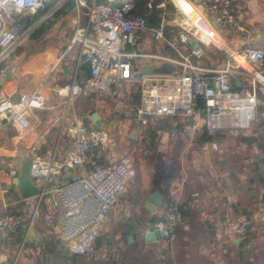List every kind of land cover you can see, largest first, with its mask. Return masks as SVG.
Returning <instances> with one entry per match:
<instances>
[{
	"label": "built area",
	"instance_id": "2783aa9c",
	"mask_svg": "<svg viewBox=\"0 0 264 264\" xmlns=\"http://www.w3.org/2000/svg\"><path fill=\"white\" fill-rule=\"evenodd\" d=\"M49 1L0 0V59L25 41L31 27L36 26L35 21L21 31L23 18L45 10ZM234 2L148 0L144 8L149 13L162 10L160 22L150 26L141 6L135 3L114 6L98 0L90 3L78 0L77 16L85 20L74 28L67 50L76 45L79 47V60L84 59L90 64V74L85 79L75 75L71 84L57 87L56 93L65 97L64 104L69 106L78 95L115 94V85L137 83L140 94L134 119L144 126L152 117L170 116L193 119L189 128L209 136L220 130L251 134L258 120V85L264 86V48L252 45L250 41L245 43L248 47L234 48L223 36V28L235 37L247 31L243 24L245 13H235ZM168 5L174 7L173 14L167 11ZM149 31L172 55L141 50L143 37ZM222 38L240 58L231 55L218 42ZM210 46L226 53L223 65L200 64L199 60ZM139 59L144 61L142 65L137 63ZM163 62L174 64L175 71H143L146 63L158 66ZM237 78L240 79L238 85ZM47 101L48 97L40 89L21 96L19 102L0 91V122L6 119L23 129L30 124L28 111L45 108ZM93 125L90 116L88 122L69 125L65 132L71 147L61 157H57V148L51 157L26 154L32 158L31 175L40 189L35 196L36 206L31 216L26 213L0 214V243L20 228L28 234L35 217L42 211L45 226L51 228L72 253L82 255L92 249L111 214L119 207L128 184L138 174L135 163L127 155L98 164L109 153L111 144L106 126L95 128ZM88 165L91 166L89 169ZM70 169L80 171L68 177ZM18 174L16 167L10 169L11 176ZM163 207L164 218L156 228L173 241L183 213L178 201L166 202ZM222 221L223 235L227 239L250 238L251 220L235 205L231 193L224 199ZM0 264H4L1 259Z\"/></svg>",
	"mask_w": 264,
	"mask_h": 264
},
{
	"label": "crops",
	"instance_id": "0c3cea01",
	"mask_svg": "<svg viewBox=\"0 0 264 264\" xmlns=\"http://www.w3.org/2000/svg\"><path fill=\"white\" fill-rule=\"evenodd\" d=\"M54 1H49L47 5ZM72 1L73 7L70 5ZM77 2L78 0H58L54 7L46 6L45 10L37 13V24L31 27L29 36L49 20L52 22L51 27L36 41L31 42L28 36L27 41L30 43H25L26 46L13 50L0 59V63L9 59L6 67L0 71V91L4 96L11 97L17 93L28 96L30 91L40 89L48 97L45 108L28 111L30 124L27 127L19 129L12 121L0 122V214L26 213L31 216L36 206V197L24 198L20 188L14 184L16 176L10 175L12 167L18 169V175H23L28 170L25 161L27 153L51 157L57 148V157H61L71 147L65 132L68 127L65 126L68 106L64 104L65 97L59 96L55 89L71 84L75 75L85 79L90 74V64L84 59L79 60V47L76 45L67 50L74 28L85 20L84 17L77 16ZM169 8L174 11L172 5H168L167 10ZM233 9L235 13H245L243 24L247 27L246 32L234 37L237 39V48L249 41L254 43L264 27V15L258 13L254 0H235ZM158 10L161 14L162 10ZM41 13L43 15L39 16ZM46 14L47 18H44ZM61 15L67 23L62 22L59 27L54 28ZM221 41L218 40L231 55L240 58L234 49L225 44L223 38ZM141 50L168 53V49L154 38L151 31L143 37ZM219 51L223 55L215 56V61L212 62L206 49V55L199 60L200 64L216 67L223 65L227 55L222 50ZM143 62L139 59L137 63L142 65ZM85 63L88 64V70L83 68ZM8 66L12 67V76L3 81ZM132 84L137 83L115 85V94H81L78 96L83 98L79 101L86 102L89 96L95 102L98 94L122 96L126 100L120 90L123 86L128 88ZM258 94L262 97H259V103L262 101L263 107L259 111L256 127L249 135L239 134V130H220L216 135L209 136L202 131L188 129L193 119L179 117L186 126L185 131L191 133L192 140L187 146L190 148V157L176 162L173 167L162 165L157 174L137 169L136 178L128 184L122 195L123 203L111 214L101 234L107 236V232L111 233L107 241L103 242L99 250L101 252L94 251L95 242L86 254L72 253L66 243L59 240L51 228L45 226L42 211H39L41 214L35 217L28 234L25 235L24 229L20 228L1 241L0 259L4 264H264V94ZM75 98L71 103L77 102ZM127 103L135 111V104ZM91 106L87 104L82 109L74 107L69 125L88 122L90 114L96 112L94 109L89 110ZM99 115L109 123L103 115ZM153 118L161 122L157 125L160 131L171 128L162 123V117L151 119ZM244 136L251 137L250 141H246ZM90 167L87 166L88 169ZM79 171L80 169L67 171L68 177ZM33 183L37 184L34 178ZM154 191L162 196L163 205L154 212H149L147 220L150 225H145V230H154L164 218L163 206L166 202L178 201L183 219L176 238L169 241L163 236L159 241L146 242L142 237L137 241L133 234L132 243L134 246L144 247L143 252H135L128 259L122 253H115V250L108 253V250L114 248L111 241L116 244L122 238V232L125 229L128 231V220L135 209L129 213L125 207L139 197L145 203L147 196ZM228 193L232 194L240 211L246 213L251 220L250 238L247 240H230L223 235L222 210ZM124 214L125 220L122 219Z\"/></svg>",
	"mask_w": 264,
	"mask_h": 264
},
{
	"label": "rangeland",
	"instance_id": "374dc122",
	"mask_svg": "<svg viewBox=\"0 0 264 264\" xmlns=\"http://www.w3.org/2000/svg\"><path fill=\"white\" fill-rule=\"evenodd\" d=\"M57 3L58 0H55L54 4L50 6V8L54 7ZM254 5L255 7H258V13L264 15V0H254ZM167 11L170 13L172 12L173 14L172 8H169ZM42 15L43 14L41 13L39 16ZM54 18L56 19V16ZM62 22H65V18L61 15L58 17V22L54 25V28L59 27ZM65 26H68V24ZM222 34L230 45H232L234 48L238 47L236 41L237 39L234 38L235 35L233 33H231L228 29L223 28ZM29 38L23 41L22 44L14 51H17L22 46H26L28 43H30V41H27ZM159 45L161 46L160 43ZM207 53L209 54L208 56L211 57L210 61L212 62L215 61V56L223 55V53H221L219 50L217 51V49H215L213 46L207 48ZM168 54L172 55V52L168 50ZM175 69L176 66L174 64L163 62L162 66L158 65L154 67L153 70L158 72L172 73L175 71ZM127 87L129 88V86ZM258 90L259 93L262 92V94H264L263 85H258ZM77 97L75 98L77 99V102L75 103L74 101L67 108L66 117L68 118L65 120V126H69V117L72 114V109L74 107L82 109L87 104L92 105L89 110L94 109L96 112L103 115L107 122H116L118 124V140L115 144L111 145L110 153L105 155V160L108 162L116 161L120 157L127 155L133 160L139 171H143L148 174H157L162 165L165 167H173L176 162H179L180 160H188L190 157V148H187V146H189L190 141L192 140L191 133L185 131L184 128L186 126L179 117H173L175 119L171 118L170 116L160 118L164 125L171 127L169 129H165L164 131H160L157 128V125H160L161 122L159 123L156 118L151 119V122L146 126L136 122L133 118L134 110L132 105H129L122 96L98 94L95 96V98H97L95 102L91 101L89 96H87L88 98L86 102L83 101V103L79 101V99L83 97ZM262 116L264 117V115ZM260 119L263 118L260 117ZM188 129L190 128L188 127ZM240 133L243 134L241 131L239 134ZM121 203H123V199H121ZM121 203L119 206H121ZM143 204V199L139 197V199L132 201L128 207H125V210H129L128 212L131 213L135 208H143ZM40 214L41 213H38V216ZM125 216L126 214L122 215V219L125 220ZM106 235L107 236H101L97 239L94 246V251L101 252L99 250L103 242L107 241V237L111 235V233L107 232ZM111 243L112 247L114 248L108 250V253L114 252V250L118 249L119 253H122V255L127 259L132 257L135 252L144 251V247L140 245L134 246L133 243H128L126 229L122 232V238L116 241V244H113V240ZM125 243L127 244L126 247L122 248V245ZM131 252H133V254Z\"/></svg>",
	"mask_w": 264,
	"mask_h": 264
},
{
	"label": "water",
	"instance_id": "95a60500",
	"mask_svg": "<svg viewBox=\"0 0 264 264\" xmlns=\"http://www.w3.org/2000/svg\"><path fill=\"white\" fill-rule=\"evenodd\" d=\"M197 2H200L201 0H196ZM194 45H197L196 42L193 43ZM252 45H260L264 47V27L262 31L260 32L259 38L252 43ZM249 44H245L244 47H248ZM162 66V65H160ZM153 64L146 63L143 66V71L146 73H165V72H158L154 71ZM6 76L3 78V81L6 78H9L12 76V67L8 66L6 68ZM240 79H236V84H239ZM11 99L15 102H19L21 99V94L17 93L13 96H11ZM9 114V113H8ZM91 119L94 120L93 127H103L106 126L107 130L109 131V143L115 144L118 140V124L116 122H109L105 124V121L101 118L98 112H93L90 114ZM4 122L7 120L4 119ZM244 139L246 141H250L251 137L244 136ZM31 156L27 155L25 156L26 161V167L28 168L27 172L23 175H18L15 177L14 184L17 185L24 198H31L35 197L40 189L39 186L35 183H33V177L31 175ZM147 201L143 204V208H135L134 212L132 213V217L128 220V231H127V239L128 243H132L134 241L133 234L136 235V239L138 241L139 237H142L146 242L151 241H159L163 238V233L155 228L154 230H145V225L147 226L148 223V214L149 212H154L159 206L163 205V199L162 196L159 194V192L154 191L151 194L147 196ZM136 215V218H134ZM150 222V221H149ZM150 225V224H149ZM126 243L122 245V248L126 247ZM115 253H119V250H115Z\"/></svg>",
	"mask_w": 264,
	"mask_h": 264
},
{
	"label": "trees",
	"instance_id": "16d2710c",
	"mask_svg": "<svg viewBox=\"0 0 264 264\" xmlns=\"http://www.w3.org/2000/svg\"><path fill=\"white\" fill-rule=\"evenodd\" d=\"M92 0H88V2L90 3ZM159 0H156V2H158ZM98 2L100 3H107V4H111V5H114V6H121L123 5L124 3H127V2H132V3H135L136 5H140L141 6V12L143 13V15L145 16V18L147 19L148 23L150 25H156L160 22L161 20V16H160V10H156L153 11L152 13H149V10L145 9L144 8V4L146 2H148V0H98ZM54 4V2H50L47 7H50ZM156 4V3H155ZM71 7L74 6V1H72V3L70 4ZM38 17V14H35V15H26L23 20L21 21V27H20V30L23 31L25 30L29 25H31L35 20L36 18ZM52 25V22H48L47 24L43 25L40 29H38L37 31H35L31 36H30V40L31 42L32 41H36L37 39H40L43 34L45 33L46 29L50 28ZM9 61V59H6L5 61H2L0 63V71H2L6 65H7V62ZM83 68L88 70L89 67H88V64L85 63L83 65ZM122 92V94H124V96L126 97V100L132 104H136L138 102V99H139V94H140V86L138 84H132L129 86V88H126L125 86H123L120 90ZM259 93V91H258ZM260 97V95H259ZM262 98V97H260ZM263 107V103L262 101H260L259 103V108L261 109ZM110 153V151H109ZM107 160L104 159H101L99 161V164H105Z\"/></svg>",
	"mask_w": 264,
	"mask_h": 264
}]
</instances>
